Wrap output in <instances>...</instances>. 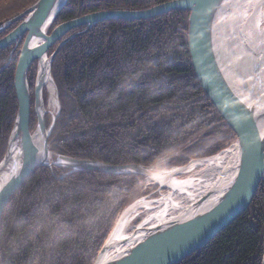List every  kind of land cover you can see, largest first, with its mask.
Returning <instances> with one entry per match:
<instances>
[{"label": "trees", "instance_id": "trees-1", "mask_svg": "<svg viewBox=\"0 0 264 264\" xmlns=\"http://www.w3.org/2000/svg\"><path fill=\"white\" fill-rule=\"evenodd\" d=\"M35 0H0V23ZM167 0H67L62 21L107 9H144ZM187 10L139 20L109 19L68 40L52 60L59 110L50 150L108 164L181 166L235 139L191 64ZM13 22L0 36L14 29ZM84 26L68 30L48 50ZM23 36L16 47H20ZM15 43L0 49V67ZM16 58L0 72V160L16 114ZM37 60L27 72L28 88ZM46 91L42 97L45 101ZM30 97L29 128L34 121ZM39 166L10 196L0 218V264H92L122 209L140 195L141 175ZM264 180L244 212L176 264H260Z\"/></svg>", "mask_w": 264, "mask_h": 264}, {"label": "water", "instance_id": "water-1", "mask_svg": "<svg viewBox=\"0 0 264 264\" xmlns=\"http://www.w3.org/2000/svg\"><path fill=\"white\" fill-rule=\"evenodd\" d=\"M66 1L37 0L0 23L1 32L21 20L0 36V49L17 45L23 36L13 75L16 114L0 160V218L10 196L39 166L67 169L55 178L83 170L139 174L144 178L140 195L117 216L92 264H176L244 212L264 180V0H167L144 9L97 10L62 21L48 33V23ZM171 10L188 11L191 64L207 98L233 130L234 141L211 157L181 166L161 164L166 159L151 165H116L50 150L48 137L57 107L50 67L59 49L98 22L146 19ZM78 26L84 28L61 39L47 55L56 41ZM13 48L0 72L12 60ZM34 60L35 123L30 129L27 72ZM41 80L47 91L44 109ZM151 181L158 185L142 192ZM159 200L162 205L154 209Z\"/></svg>", "mask_w": 264, "mask_h": 264}, {"label": "rangeland", "instance_id": "rangeland-1", "mask_svg": "<svg viewBox=\"0 0 264 264\" xmlns=\"http://www.w3.org/2000/svg\"><path fill=\"white\" fill-rule=\"evenodd\" d=\"M37 0H35V1H33L30 5H32L33 3H35ZM29 5V6H30ZM28 7V6H27ZM26 7V8H27ZM25 8V9H26ZM24 10V9H23ZM22 10V11H23ZM20 13V12H19ZM6 29V28H5ZM5 29H3L2 31H4ZM48 30H49V28H48ZM52 30V29H51ZM1 31V32H2ZM9 32V31H8ZM21 47V46H20ZM20 47H16V45L14 46V48L12 49V52H11V54H10V57L12 58V60L13 59H15V58H17V53H18V50H19V48ZM35 75H36V67H35V74L33 75V77H32V79H30V89H29V96H31V94H32V92H33V85H34V81H35ZM28 80V79H27ZM46 91V90H45ZM45 98H47V91H46V95H45ZM32 99V98H31ZM44 101V100H43ZM58 101V100H57ZM45 104H46V99H45ZM32 106V109H33V103L31 104ZM57 111H58V108H57ZM56 111V112H57ZM33 112H34V110H33ZM34 114H35V112H34ZM15 119V118H14ZM34 123H35V116H34V121H33V123H32V126L34 125ZM54 124V123H53ZM50 135V134H49ZM48 143H49V141H48ZM185 165V164H184ZM46 167V166H45ZM53 167H57V168H63L62 166H55V165H51V168H53ZM48 168V167H47ZM49 169V168H48ZM50 170V169H49ZM66 172V171H65ZM64 172V173H65ZM63 174V173H62ZM61 174V175H62ZM131 174H135V173H131ZM61 175H59V176H61ZM123 175H125V174H123ZM137 175H139V174H137ZM54 176H56V175H54ZM58 177V176H57ZM142 181V180H141ZM140 181V182H141ZM157 185L152 181V182H149L147 185H145L144 187H142V192H146V191H149V190H151V189H153V188H155Z\"/></svg>", "mask_w": 264, "mask_h": 264}, {"label": "bare ground", "instance_id": "bare-ground-1", "mask_svg": "<svg viewBox=\"0 0 264 264\" xmlns=\"http://www.w3.org/2000/svg\"><path fill=\"white\" fill-rule=\"evenodd\" d=\"M51 25V23H48V25ZM47 25V26H48ZM50 27V26H49ZM41 86H42V92H43V90H46V88H45V83H44V81L43 80H41ZM57 96V95H56ZM42 100H43V97H42ZM46 101H47V98H46ZM43 102V109H44V107H45V102L44 101H42ZM57 108H58V101H57V107H56V111H57ZM59 110V109H58ZM40 111H42V110H40ZM57 113H58V111L57 112H55V114H54V117L57 115ZM53 117V118H54ZM215 155V154H214ZM211 156H213V155H211ZM211 156H208V157H211ZM208 157H206V158H208ZM152 182V181H151ZM154 182V181H153ZM155 183V182H154ZM156 185H158L157 183H155ZM162 205V200H159V201H156L155 202V204H154V209H158L160 206Z\"/></svg>", "mask_w": 264, "mask_h": 264}, {"label": "flooded vegetation", "instance_id": "flooded-vegetation-1", "mask_svg": "<svg viewBox=\"0 0 264 264\" xmlns=\"http://www.w3.org/2000/svg\"><path fill=\"white\" fill-rule=\"evenodd\" d=\"M32 94H33V92H32ZM31 97V96H30ZM32 103H34V94H33V96H32Z\"/></svg>", "mask_w": 264, "mask_h": 264}]
</instances>
